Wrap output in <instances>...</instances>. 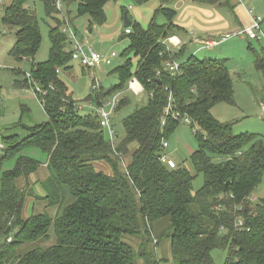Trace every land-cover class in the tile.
<instances>
[{
    "label": "trees",
    "instance_id": "obj_1",
    "mask_svg": "<svg viewBox=\"0 0 264 264\" xmlns=\"http://www.w3.org/2000/svg\"><path fill=\"white\" fill-rule=\"evenodd\" d=\"M0 1L1 24L15 31L9 56L31 62L27 76L14 72L24 75L15 86L46 91L37 98L48 119L24 127V138L1 140L0 264H165L163 241L172 264H215V249L227 251L224 264H264V196L256 203L250 200L264 178V139L234 134L233 123L212 116L217 104L234 105L225 60H184L181 51L162 45L179 29L170 0H164L146 28L128 18L129 33L121 36L128 41L121 53L124 62L111 72L118 82L106 92L98 82L85 100L94 108L84 113L59 78L72 61L71 42L62 31H74L68 8L75 4L76 16L86 17L92 28L106 22L104 7L118 0H40L53 25L48 57L39 63L33 59L42 43L40 26L28 0ZM130 1L140 6L148 0ZM195 2L214 5L218 0ZM169 62L178 64L173 75ZM255 67L264 78V57L256 56ZM132 78L141 85L146 104L122 119L123 137L116 140L111 131V139L96 110L117 93L122 95L113 112L128 105L123 91ZM169 105L179 117L167 116L162 126ZM181 124L196 128L197 148L189 156L190 167L175 162L169 167L160 161L166 151L162 141ZM30 148L45 154L46 162L22 154ZM9 160L13 167L1 171ZM98 163L110 173L99 170ZM42 164L45 179L32 181ZM198 175L203 185L194 191ZM40 204L55 214L37 213ZM51 236L55 242L44 248ZM36 242L40 247H33Z\"/></svg>",
    "mask_w": 264,
    "mask_h": 264
},
{
    "label": "rangeland",
    "instance_id": "obj_2",
    "mask_svg": "<svg viewBox=\"0 0 264 264\" xmlns=\"http://www.w3.org/2000/svg\"><path fill=\"white\" fill-rule=\"evenodd\" d=\"M154 2V0H153ZM246 4L248 8L263 22L261 24V31L264 35V0H249ZM7 3V2H5ZM155 3V2H154ZM157 3L159 4L160 1ZM27 5L34 11L40 26V34L42 43L38 52L36 53L33 62H43L48 57L50 48L48 32L49 27L53 22L45 17L43 5L40 0H28ZM113 3H108L104 10L107 16L106 22L101 26H96L94 30L100 32L94 33L88 37V44L94 48L98 54L104 56L110 52H115L116 57L112 58L111 65H102L100 69L83 70L79 62L71 61L69 70H60L59 78L68 87L72 97L77 101L78 106L82 107L84 113L93 110L94 104L88 103L86 98L92 95V89L97 90V84L101 86L102 90L106 92L118 82L117 76L112 74V70L121 66L124 58L121 53L126 48L127 39H120L123 34L124 26L120 21V15L115 14L118 10L112 8ZM135 9L140 10V6L134 5ZM69 9V19L71 20L72 28L79 33H86L88 26V19L86 17L76 16V5L71 4ZM133 10L130 12L132 13ZM135 12V11H134ZM119 13V12H118ZM3 11L0 12V144L3 137L10 135H18L24 138L27 136V131L24 127H32L37 124L46 122L47 116L43 110L39 99L37 98L38 87H30L28 89H21L15 86V82L23 80L25 74L27 76L31 67V62L28 60L17 61L9 56V50L15 43V31L8 30L1 24ZM152 18V17H151ZM158 22H162L163 18L159 17ZM151 21V19H150ZM149 21V22H150ZM98 27V28H97ZM128 30V29H127ZM125 32V31H124ZM78 38V35H77ZM207 52L197 55L199 60L217 59L225 60L226 67L229 71L233 91H234V105L217 104L212 110V116L222 123H233L232 131L234 134L239 133H253L258 134L264 139V115L261 112V107L264 106V78L262 73L255 67V58L257 55L264 57V38L260 40L248 41L244 37H233L230 40L222 43L219 47L213 50V55L207 56ZM183 60L182 58H180ZM135 62V60H133ZM17 70L23 74L18 76L14 74ZM92 73L95 75H92ZM134 78L127 82V88L124 92L129 99V104L122 107L119 111L111 114L110 125L112 131L115 133L114 138L117 140L123 137L122 119L130 115L135 108L146 104V97L144 92L135 96L129 89V83L134 82ZM94 82V87L91 82ZM137 81V80H136ZM138 86L136 85V88ZM142 88V87H141ZM111 96H107V100H111ZM105 103V102H104ZM190 126L181 124L177 130L169 136L166 140L168 148L165 153L176 163L189 166V156L197 148V142L193 136V131ZM108 135V132H106ZM2 145V144H1ZM3 146H1L2 148ZM134 147V146H132ZM2 150V149H1ZM0 150V151H1ZM22 154L38 160L41 163L46 162V155L41 153L38 149L30 148L22 152ZM129 157L125 158L128 162ZM41 165L37 174L33 175L32 181L43 180L46 177V169ZM14 162L6 161L1 171L11 169ZM99 170L110 173V169L104 163L96 164ZM203 185L202 175H198L193 181L192 187L196 191ZM264 196V178L262 183L253 191L250 200L253 203L258 202ZM42 210H47L50 214H55V210H48L45 204H40L37 213ZM28 214V213H27ZM39 242V241H38ZM34 243L33 247H40L41 243ZM55 240L49 237V240L44 241V248L49 247ZM133 246H138L137 240H132ZM168 242L160 243V251L162 256L166 257V246ZM27 248V247H26ZM212 258L215 264H224L227 256L226 250L215 249L212 253ZM168 258V257H167Z\"/></svg>",
    "mask_w": 264,
    "mask_h": 264
},
{
    "label": "crops",
    "instance_id": "obj_3",
    "mask_svg": "<svg viewBox=\"0 0 264 264\" xmlns=\"http://www.w3.org/2000/svg\"><path fill=\"white\" fill-rule=\"evenodd\" d=\"M157 1H160V3L158 4ZM248 1L249 0H218V2L214 5H204L200 2H195V0H170L168 6L172 7L177 13L174 24L179 29L175 30V32L170 36L175 38L177 47H169L166 50L170 52L181 51L184 60L189 56L196 57L203 52H207V56L213 55V50L224 42H219L217 45L211 47H204L201 44L202 40L207 39L208 41H220L221 38L226 34L240 32L249 27L257 16L250 10V8L246 6V4L249 3ZM154 2L153 0L146 1L144 4L140 5L139 10L133 7V4L130 0H118L113 3V5L117 8L114 6H112V8L118 10L119 13L115 12V14L120 15V21L122 22L123 26L124 16H126L127 19L130 18L133 21L139 23L143 28H146L150 23L149 21L152 19L151 17H153L154 13L161 5L165 4L164 0H154ZM131 10H133L132 13L130 12ZM261 24L258 33L262 36L261 39H263L264 35L261 31ZM95 27L96 26L87 29V34H81L76 32L77 30H74L76 36L78 35V40H82L88 44L89 42L87 38L91 37L94 33L97 34V32H100L97 29L94 30ZM126 29L127 28L124 26V31ZM244 38L248 41H253L249 40L246 36H244ZM88 46L94 52H96L92 46L89 44ZM166 252L168 254L166 256L168 257V260L165 264H172L170 261L171 259L168 244L166 246Z\"/></svg>",
    "mask_w": 264,
    "mask_h": 264
},
{
    "label": "built area",
    "instance_id": "obj_4",
    "mask_svg": "<svg viewBox=\"0 0 264 264\" xmlns=\"http://www.w3.org/2000/svg\"><path fill=\"white\" fill-rule=\"evenodd\" d=\"M0 5H1V1H0ZM260 21L261 18L260 17H255V19L253 20V22L251 23V25L247 28H245L244 30L240 31V32H236L233 34H226L223 38V40H227L230 39L231 37H244L246 36L249 40H258L261 39L262 36L258 33L259 32V28H260ZM64 33H66L69 41L71 42V59L72 61H76L79 62V64L81 66H83L84 68H86L87 70H96V69H100L102 65H111L112 64V58L116 57V53L115 52H111L106 56H102L100 54H98L97 52H94L86 42H82L79 41L75 32L71 29V28H67V29H63L62 30ZM125 33H129V31L126 29ZM204 44L207 47H211L214 45H217L218 43L215 41H206L204 42ZM162 45L165 46L166 49H168L169 47H177V42L175 40L174 37H169L167 39H165L164 41H162ZM166 66L168 67L169 71L173 74H175L177 68H178V64L176 63H167ZM92 75H94L92 73ZM95 77V75H94ZM135 79H133L134 81ZM136 85L138 86L136 88ZM98 87V86H97ZM128 89L135 95L138 96L141 92H143V89L141 88V85L135 80L134 82L129 83V87ZM37 92L39 94H41L42 96H44L46 94V91H42L39 88L37 89ZM138 94V95H137ZM122 95V93H117L115 95L112 96L111 100H106L104 105L97 109L96 112L98 113L99 117H100V125L103 129H105L108 134H109V138H113L112 137V130L110 127V118H111V114L114 111L115 105H116V101L118 99V97ZM42 101H40L41 103ZM262 113L264 114V106H262ZM167 116H171L174 119L178 118L179 115L178 114H173L172 111V107L171 105H169L165 116L161 119V125L164 126L165 124V120ZM1 144H0V150L1 148ZM162 148L164 150H166L168 148V145L166 143V141H162ZM160 161L162 163L167 164L169 167H174L175 163L174 161L165 153L160 157Z\"/></svg>",
    "mask_w": 264,
    "mask_h": 264
},
{
    "label": "water",
    "instance_id": "obj_5",
    "mask_svg": "<svg viewBox=\"0 0 264 264\" xmlns=\"http://www.w3.org/2000/svg\"><path fill=\"white\" fill-rule=\"evenodd\" d=\"M124 26H125L126 28H128V26H129V20L127 19L126 16H124Z\"/></svg>",
    "mask_w": 264,
    "mask_h": 264
}]
</instances>
